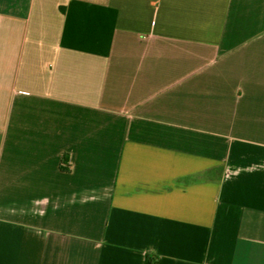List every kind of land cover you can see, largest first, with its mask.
<instances>
[{"label": "crops", "instance_id": "1", "mask_svg": "<svg viewBox=\"0 0 264 264\" xmlns=\"http://www.w3.org/2000/svg\"><path fill=\"white\" fill-rule=\"evenodd\" d=\"M0 264H264V0H0Z\"/></svg>", "mask_w": 264, "mask_h": 264}]
</instances>
